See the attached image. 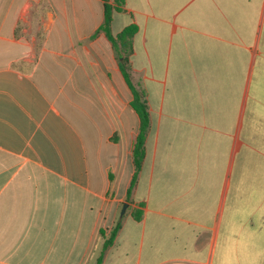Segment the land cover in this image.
<instances>
[{
	"label": "crops",
	"instance_id": "obj_1",
	"mask_svg": "<svg viewBox=\"0 0 264 264\" xmlns=\"http://www.w3.org/2000/svg\"><path fill=\"white\" fill-rule=\"evenodd\" d=\"M112 16L0 0V264H264V0Z\"/></svg>",
	"mask_w": 264,
	"mask_h": 264
},
{
	"label": "trees",
	"instance_id": "obj_2",
	"mask_svg": "<svg viewBox=\"0 0 264 264\" xmlns=\"http://www.w3.org/2000/svg\"><path fill=\"white\" fill-rule=\"evenodd\" d=\"M108 1L109 0H105V22L104 25L102 26V30H104L106 34L109 36V38H111L110 27L113 18L112 14L114 11L122 10L123 5L125 4V0H114V5L109 4ZM136 31H137V27L134 25L127 27L119 36V41L122 42L123 44H126V42H129L133 38ZM133 107L137 111L141 121L140 133L134 147L135 164L137 171H139L145 155V139L149 127V111H148L147 103L141 94H135ZM119 228L120 226L118 225L113 230L110 238H107L105 240L104 249L97 264H102L104 253L113 244ZM101 232L102 235L104 236V232L103 231Z\"/></svg>",
	"mask_w": 264,
	"mask_h": 264
},
{
	"label": "rangeland",
	"instance_id": "obj_3",
	"mask_svg": "<svg viewBox=\"0 0 264 264\" xmlns=\"http://www.w3.org/2000/svg\"><path fill=\"white\" fill-rule=\"evenodd\" d=\"M119 42H120V41H119ZM98 246H100V245H98ZM100 248H101V249H98L97 252L95 253V255H94V257H93V259H92V261H91V264H94L95 259H98L99 255L102 254L104 247H103V249H102V246H101ZM100 256H101V255H100ZM96 257H97V258H96ZM99 258H100V257H99ZM98 260H99V259H98ZM97 263H98V261H97Z\"/></svg>",
	"mask_w": 264,
	"mask_h": 264
},
{
	"label": "water",
	"instance_id": "obj_4",
	"mask_svg": "<svg viewBox=\"0 0 264 264\" xmlns=\"http://www.w3.org/2000/svg\"><path fill=\"white\" fill-rule=\"evenodd\" d=\"M125 208V207H124Z\"/></svg>",
	"mask_w": 264,
	"mask_h": 264
}]
</instances>
